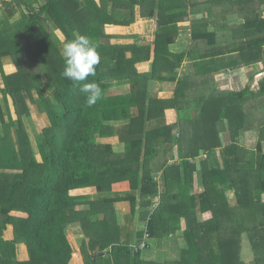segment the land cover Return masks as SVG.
<instances>
[{
  "label": "trees",
  "instance_id": "trees-1",
  "mask_svg": "<svg viewBox=\"0 0 264 264\" xmlns=\"http://www.w3.org/2000/svg\"><path fill=\"white\" fill-rule=\"evenodd\" d=\"M184 3L48 0L25 14L18 29L0 19V62L18 69L7 74L2 68L0 86V264H71L72 225L82 229L83 264H247L245 238L251 264H264V70L257 87L220 96L191 93L185 76L164 99L151 82L177 79L184 54L170 51L175 35L158 31L154 47L105 42L113 37L107 25L136 21V5L144 16L158 10L157 22L171 25L186 13L164 18L166 12ZM75 35L92 37L101 55L96 76L86 81L102 90L91 107L62 75V44ZM152 51L153 69L138 72L137 63ZM164 60L172 65L169 76L160 74ZM44 75L53 97L44 93ZM126 84L129 90L120 93ZM168 109L177 111L174 123L167 122ZM30 119L42 125L39 155L27 130ZM119 124L126 131L116 150L103 140L115 137ZM252 129L259 132L255 148L240 139ZM225 131L231 135L226 146ZM198 180L203 190L195 192ZM19 244L27 246L28 260L18 258Z\"/></svg>",
  "mask_w": 264,
  "mask_h": 264
},
{
  "label": "crops",
  "instance_id": "crops-1",
  "mask_svg": "<svg viewBox=\"0 0 264 264\" xmlns=\"http://www.w3.org/2000/svg\"><path fill=\"white\" fill-rule=\"evenodd\" d=\"M96 1L101 2V0ZM46 2L48 0H2L0 19L9 20V24L13 25L11 27L16 28V22L23 23L25 14L34 9L37 10ZM112 7L111 3L109 8ZM141 9L140 5L135 6L136 21L130 26L107 25L106 32L113 37L105 42L112 45L136 44L154 47L158 31L166 32L165 34L170 36L175 35L176 40L170 45V51L175 54H184V58L176 80L154 79L151 82V89L159 98H172L178 79L185 76H190L187 90L191 93L207 91L209 94L219 93L220 96V92L241 91L248 86L259 85L264 70V43L262 50L257 44L264 38V0H185L183 8H179L178 5L177 10L166 12L164 18H169L175 12L186 13L183 20L171 25L157 22L158 10L154 16H144ZM125 11L128 12L125 9H118V13ZM55 32L62 38L63 33L60 30ZM132 56L133 53L128 51L127 57ZM170 59L175 61L174 58ZM154 60L155 54L152 51L149 60L137 63L138 72L150 73ZM11 67H13L12 64L5 66L7 74L14 72V68ZM160 67L161 76H169L172 65L170 66L164 60L163 64L160 62ZM120 87L119 92H123V90H129L130 85ZM166 117L168 123H174L178 118L177 111L168 109ZM220 136L224 146L231 142L229 131L221 133ZM258 136V130L252 129L244 131L240 139L247 144V147L255 148ZM174 153L178 155L177 149H174ZM205 157L206 155L203 154L201 158ZM8 233L9 237L7 235L6 237L12 238V228L8 230ZM76 235L82 237V230L79 225H72L69 237L72 242H75V252L78 247ZM151 255L143 252L144 257L150 258ZM17 256L20 260L29 259L25 244L17 246ZM76 263L81 262L80 260L74 262L73 254L71 264Z\"/></svg>",
  "mask_w": 264,
  "mask_h": 264
},
{
  "label": "clouds",
  "instance_id": "clouds-1",
  "mask_svg": "<svg viewBox=\"0 0 264 264\" xmlns=\"http://www.w3.org/2000/svg\"><path fill=\"white\" fill-rule=\"evenodd\" d=\"M61 55L65 63L63 77L79 86L85 94L87 106L91 107L102 94L95 80L86 82L89 77L96 76L97 65L101 62L98 45L89 35H75L73 39L63 42Z\"/></svg>",
  "mask_w": 264,
  "mask_h": 264
},
{
  "label": "rangeland",
  "instance_id": "rangeland-1",
  "mask_svg": "<svg viewBox=\"0 0 264 264\" xmlns=\"http://www.w3.org/2000/svg\"><path fill=\"white\" fill-rule=\"evenodd\" d=\"M1 21H3V20H1ZM8 23V24H7ZM22 22L20 21H18V22H16V28L18 29V28H20V27H22ZM5 26L7 27H11V26H13V25H11V24H9V21H7L6 23H5ZM15 26V25H14ZM6 61H4V62H0V86H4V79H3V71H2V68L5 70V66L6 65H8V64H12V66L13 67H11L12 69L14 68V72L13 73H15V72H17L18 71V69H17V65L15 64V63H13V62H8V63H5ZM10 68V67H9ZM8 68V69H9ZM7 71L5 70V73H6ZM44 82L46 83L47 82V77L44 75ZM123 92H124V90H123ZM44 93H45V95L46 96H50V97H53V87H52V85L50 84V83H46L45 84V86H44ZM121 93V92H120ZM35 94V97L36 98H38L39 97V94L38 93H34ZM117 94V93H116ZM9 103H10V110H11V112H12V115H13V118H17V114H16V111H15V106H14V104H13V101H12V99L9 97ZM43 120H44V124L47 126L49 123H50V121H49V118L47 117V115L46 114H44L43 115ZM124 123H126V122H124ZM121 124H123V123H121ZM121 124H119L118 126H116V135H115V137H113V138H111V139H109V140H106V141H108V142H110V143H112V144H114L115 145V147H116V150H121L122 149V145L120 144V142H119V137H120V135L122 134V133H124L125 131H126V126L125 125H121ZM26 125H27V130H28V132H29V134H30V137H31V140H32V145H33V147H34V150H35V152L37 153V155H39V142H38V138H39V135H40V132H41V128L40 127H42V125L40 124V122L39 121H36V120H28L27 121V123H26ZM241 138V137H240ZM103 141H105V140H103ZM245 141V140H244ZM241 143H243V142H241ZM244 144V143H243ZM245 145H247L246 143H245ZM199 181L200 180H198L197 182H195V186H194V191L196 192L197 190L198 191H202L203 189H202V186L199 184ZM197 191V192H198ZM119 207H121V208H124V209H127L128 207L124 204V203H122V204H120L119 205ZM81 228V227H80ZM74 230H75V228H74ZM82 230V229H81ZM7 237H9V233L7 234ZM76 237L77 238H79V236H77L76 235ZM71 238L72 239H74L73 238V236H71ZM244 245H243V253H242V255H243V258H245L246 259V261H247V264H251V262H252V259L254 258V254H253V252H252V249H251V245L248 243V240L245 238L244 239ZM75 242H72V245L73 246H75V244H74ZM152 257H154V255H151L150 256V258H152ZM81 258H82V256H81V253H79V251H78V247L76 248V252L74 253V262L77 260L78 262H79V260H80V262L82 263V261H81ZM80 263V264H81ZM77 264V263H76Z\"/></svg>",
  "mask_w": 264,
  "mask_h": 264
},
{
  "label": "built area",
  "instance_id": "built-area-1",
  "mask_svg": "<svg viewBox=\"0 0 264 264\" xmlns=\"http://www.w3.org/2000/svg\"><path fill=\"white\" fill-rule=\"evenodd\" d=\"M2 0H0V2H1Z\"/></svg>",
  "mask_w": 264,
  "mask_h": 264
}]
</instances>
